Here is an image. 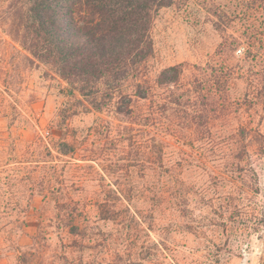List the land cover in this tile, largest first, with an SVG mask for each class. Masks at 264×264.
I'll use <instances>...</instances> for the list:
<instances>
[{"label": "rangeland", "instance_id": "obj_1", "mask_svg": "<svg viewBox=\"0 0 264 264\" xmlns=\"http://www.w3.org/2000/svg\"><path fill=\"white\" fill-rule=\"evenodd\" d=\"M263 15L260 0L160 9L152 52L101 83V110L0 22V264H264L262 62L243 44Z\"/></svg>", "mask_w": 264, "mask_h": 264}, {"label": "trees", "instance_id": "obj_2", "mask_svg": "<svg viewBox=\"0 0 264 264\" xmlns=\"http://www.w3.org/2000/svg\"><path fill=\"white\" fill-rule=\"evenodd\" d=\"M176 1L10 0L8 7L0 10V22L30 55L53 65L58 75L68 81L73 93L91 98L90 105L101 110L106 105L101 83L107 80L117 83L127 76L132 65L150 55L154 18L160 9ZM260 1L264 10V0ZM237 11L231 9L229 13ZM218 17L223 19L220 13ZM235 43L237 40L231 43L233 48ZM243 44L247 56L251 54L262 62L256 82L264 93V15L259 29L249 31ZM182 72V64L170 66L159 74L157 83L177 84ZM219 83L222 80L209 86L206 82L207 96L219 94ZM145 89L139 86L137 90L142 100L149 98L148 87ZM106 95L111 97L110 93ZM181 99L179 93L161 97L157 108L153 107L148 116L167 111L171 104L179 105ZM116 112L136 113L124 98L116 106Z\"/></svg>", "mask_w": 264, "mask_h": 264}]
</instances>
